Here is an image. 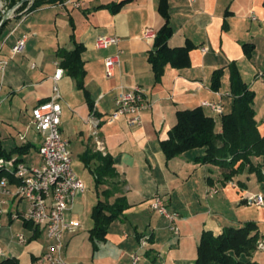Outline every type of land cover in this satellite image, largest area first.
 <instances>
[{
	"label": "crops",
	"instance_id": "crops-1",
	"mask_svg": "<svg viewBox=\"0 0 264 264\" xmlns=\"http://www.w3.org/2000/svg\"><path fill=\"white\" fill-rule=\"evenodd\" d=\"M120 1L123 0H72L71 3L66 0L65 4L44 5L21 18L9 19L1 36L0 61H7V65L0 70V79L9 89L8 100L22 97L23 109L13 110L19 112L17 122L26 124L24 133L33 108L52 94L53 75L61 62L59 51L73 50L74 41L84 46L83 89L66 72L59 83L63 97L61 131L69 141L73 162L75 157L81 162L82 172L87 173L86 178L93 186L86 185L84 194L75 199L66 217L84 208L91 188L95 195L91 213L98 203V191L111 190L114 192L111 202L124 197L130 205L111 224L104 242L90 239L93 222L85 235L78 231L66 234L62 254L65 263L129 264L132 255L139 254L140 264H195L204 231L219 235L227 227H242L247 223L257 225L259 242L264 243V206H249L243 200L250 193L264 196V182L259 183L255 175L245 173L224 183L219 167L196 162L205 149L191 150L167 160L161 146L176 126L178 112L182 111L202 108L214 119L216 132H221L222 115L204 104L217 103L223 114L231 112L229 65L232 63L256 93L254 110L264 136V81L256 78L258 71H264V0H165L167 18L160 11L162 0H133L113 13L108 6ZM166 25L172 31L170 48L193 47L191 64L185 69L168 65L161 79L156 80L149 62L155 41L147 40L144 33L147 28L159 33ZM25 36L24 52L14 55L12 48ZM101 36H117L120 42L98 50L94 44ZM245 44L254 47L251 58L245 56ZM6 47L10 51L5 53ZM118 54L120 64L109 78L105 60ZM25 60L30 62L31 74L24 71ZM219 69H224V75L221 90L215 92L210 86L211 78ZM134 87L143 88L151 104V108L140 113V124L136 126L129 123V116L114 117L118 95ZM216 114L220 115L219 128ZM91 116L99 122V136L117 172V177L106 178V184L99 189L93 173L99 161L93 159L87 165L83 160L86 154L94 157L98 154ZM17 133L24 134L21 130ZM26 140L34 146L38 142L40 147V137L35 131L27 132ZM40 163L37 153L28 164ZM214 189L218 192L211 197ZM155 196L165 200L170 213L179 215L178 236L163 216L151 210L150 202ZM19 208L25 209V204ZM1 218L0 264L6 259L17 260L18 264H48L43 257L50 242L43 228L9 216ZM142 239L148 241L145 248L140 246ZM250 260L264 264V250L257 249Z\"/></svg>",
	"mask_w": 264,
	"mask_h": 264
},
{
	"label": "trees",
	"instance_id": "trees-1",
	"mask_svg": "<svg viewBox=\"0 0 264 264\" xmlns=\"http://www.w3.org/2000/svg\"><path fill=\"white\" fill-rule=\"evenodd\" d=\"M23 0H10L11 9ZM133 0H123L108 6L117 13L122 6ZM66 0H34L27 13L34 12L44 5L65 4ZM30 2L22 4L21 8ZM160 11L167 18L168 7L165 0L161 1ZM0 18V24L2 22ZM5 22L0 28V43ZM172 35L171 28L166 25L159 33L150 53L149 62L152 65L156 80H160L165 68L170 65L175 69L190 67L191 45L185 47L170 48L168 41ZM245 56L251 58L254 47L248 44L243 46ZM84 46L74 41L73 50H60V67L76 81L80 89L84 87L86 71L82 58ZM230 71V95L233 98L232 110L228 114L221 113V132H216V123L213 118L207 116L202 108L178 112L177 124L169 132V137L162 142V150L167 160H172L186 152L195 149H205V154L196 159L200 164H211L222 170L223 182H230L236 176L242 174L255 175L259 183L264 182V136L259 131L254 104L256 93L244 82L240 71L235 63L229 65ZM224 69L215 71L211 78V89L215 92L221 90V80ZM21 134H19L20 136ZM34 145L23 142L10 150L2 143L0 133V159H11L18 155L19 161H24L21 156L30 153ZM97 159L99 165L93 173L96 176V185L99 189L106 184V178L117 177L110 157L101 153L94 156L86 154L84 162L89 165L90 161ZM9 177V173L0 171L2 177ZM240 183V182H239ZM114 192L104 190L99 193L98 203L93 208L91 220L93 227L89 231L93 242H104L111 224L117 221L130 207L124 197H119L113 202L110 199ZM26 225L32 223L25 222ZM259 233L257 225L247 223L242 227H227L219 235L211 231H204L197 249L195 264H258L250 260L258 249ZM2 264H18L17 260L6 259Z\"/></svg>",
	"mask_w": 264,
	"mask_h": 264
},
{
	"label": "built area",
	"instance_id": "built-area-1",
	"mask_svg": "<svg viewBox=\"0 0 264 264\" xmlns=\"http://www.w3.org/2000/svg\"><path fill=\"white\" fill-rule=\"evenodd\" d=\"M192 1V0H191ZM72 0H67L71 3ZM80 7L79 3H75ZM22 5L17 4L10 11L3 14L14 17ZM147 40H156L157 33L152 28H147L144 33ZM27 37L20 38L12 48L14 55L24 52ZM120 39L117 36H101L94 47L98 50L107 49L111 45H118ZM120 64V54L105 60V73L107 77L114 75V69ZM7 61H0V70H4ZM64 76V70L57 65L53 75L52 94L50 98L37 105L32 110L31 122L26 133L21 134L20 140L27 142V132L33 130L40 137L38 149L41 163L38 165L27 164L17 158L0 159V171L10 174L0 180V216H9L12 220L22 219L32 223L36 227L45 230L50 242L48 251L43 260L48 264H66L62 254L64 251V237L66 234H74L79 227L66 221V214L71 211L75 199L85 192V185L80 180L73 167V156L69 147V141L64 138L61 131L62 124V93L59 83ZM257 79L264 81V71H258ZM213 111L221 114L222 107L217 103H205ZM151 108L146 91L141 87H134L127 92H122L116 99L114 117L129 116L132 126L140 124V113ZM90 123L93 126V137L97 152L107 156L105 142L98 133V120L91 116ZM217 192L212 190L210 196ZM244 200L249 206H264V196L261 194H247ZM25 204V209L20 210V205ZM10 205L13 207L11 210ZM152 211L159 213L169 222V228L174 235H179L176 222L179 215L170 213L166 202L161 196H155L150 202ZM21 242H25L22 236H18ZM148 245L147 239L140 242L141 248ZM258 249L264 250V243H258ZM3 255L0 249V256ZM141 256L134 254L129 264H140Z\"/></svg>",
	"mask_w": 264,
	"mask_h": 264
},
{
	"label": "rangeland",
	"instance_id": "rangeland-1",
	"mask_svg": "<svg viewBox=\"0 0 264 264\" xmlns=\"http://www.w3.org/2000/svg\"><path fill=\"white\" fill-rule=\"evenodd\" d=\"M32 4L33 3L30 2L29 5L24 6L22 8L20 7L18 9V11L16 12V14L13 15L14 17H12L10 19H18V18L23 17L25 14H27V12L30 9V7L32 6ZM2 9L5 12L11 10L10 0H0V18L1 17L3 18L5 16V13L3 14ZM48 35H51V34L49 33ZM9 49H10L9 47H6L4 52L6 53V52L10 51ZM24 63L25 64H24L23 68H24L25 73L31 74L32 71L30 70V62L28 60H25ZM8 91H9V89H8L7 85H3V83L0 79V133L2 135V143H3L4 147L7 150H10L11 148H13L17 145H21L23 143V141L20 140V137H19L17 132L19 130H21V132L24 133L23 131H25L26 124L22 125L21 123L19 124L17 122L18 121L17 117H19V112H17L18 110L17 111L15 110L16 108L23 109L24 104H23V101L21 99L22 97L19 95L15 98V100H13L11 102V100L7 99L8 97H10ZM21 94L24 96L25 92H22ZM13 108H15V109L13 110ZM24 111H25V108H24ZM14 113H17L18 116H14ZM219 117H220V115L216 114V118H218L217 128H219V126H220L219 125L220 124ZM38 149H39V144H38V142H36L35 147L31 149L30 153L25 155V156H21V159H24L25 162L30 163L33 160V158L37 155ZM71 149L74 150V144L72 145ZM18 157H19L18 155L13 156L14 159L18 158ZM73 166H74V169L76 170V172L78 173V178L80 180L83 179L82 182L84 183L86 189H87V186L89 188V185L90 184L92 185V182L90 180H88V178H86V176H88L87 173L84 174V172H82V169H84L83 165L81 164L80 161H78V159H76V157H75V161L73 162ZM254 178H256V177L254 176ZM214 190L216 192H218L217 189H214ZM216 194H214L213 196H215ZM213 196H211V197H213ZM243 200H244V197H243ZM94 202H95L94 189L91 188V191L89 190V193L86 195V201H85L84 208L81 211H79L77 214L69 215L66 217L68 222H70L69 224L79 227L78 232L81 233V235L87 234L88 230L92 226L91 207H92V204ZM9 208L11 210H13V207L11 205ZM157 214H159V213H157ZM5 216L6 215L0 216V217L5 218ZM18 220L22 221V219H18ZM16 226H17V224L14 226L15 231L17 228Z\"/></svg>",
	"mask_w": 264,
	"mask_h": 264
},
{
	"label": "water",
	"instance_id": "water-1",
	"mask_svg": "<svg viewBox=\"0 0 264 264\" xmlns=\"http://www.w3.org/2000/svg\"><path fill=\"white\" fill-rule=\"evenodd\" d=\"M32 1H34V0H23V1H22L21 3H19V4L22 5V4H24V3L32 2ZM9 15H10V13H8L7 15H5V16L3 17L2 22H1V24H0V28H1V26H2L5 22H7V21L9 20Z\"/></svg>",
	"mask_w": 264,
	"mask_h": 264
}]
</instances>
